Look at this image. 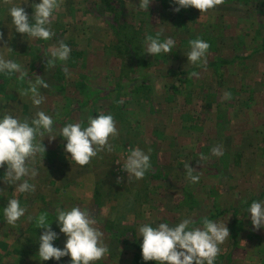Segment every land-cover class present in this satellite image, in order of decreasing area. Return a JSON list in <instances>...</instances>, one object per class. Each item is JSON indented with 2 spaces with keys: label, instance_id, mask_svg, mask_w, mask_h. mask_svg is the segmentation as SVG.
I'll return each mask as SVG.
<instances>
[{
  "label": "rangeland",
  "instance_id": "374dc122",
  "mask_svg": "<svg viewBox=\"0 0 264 264\" xmlns=\"http://www.w3.org/2000/svg\"><path fill=\"white\" fill-rule=\"evenodd\" d=\"M139 2L63 0L51 24L55 35L44 41L15 32L11 5L0 0V47L12 49L0 54L28 72L23 81L19 73H0V116L7 111L30 120L43 110L59 135L67 123L86 127L89 116L104 113L114 117L119 133L109 139L112 152L83 167L70 161L62 136L37 137L46 152L37 155L39 174L29 180L35 192L13 197L15 186L4 183L6 166L0 168V264H71L70 256L39 259L44 229L35 217L47 214L59 237L54 246L63 249L55 209L73 206L95 218L109 249L94 264H134L142 224L171 226L186 218L190 228L202 227L204 218L227 225L230 235L214 264H264V227L254 230L247 211L253 201L264 202V0H224L203 14L193 7L177 13L172 0H152L148 10ZM35 3L40 0H13L30 23ZM157 32L161 41L175 40L171 53H146L145 37ZM197 37L211 46L206 69L188 64L189 41ZM61 40L82 55L70 52L67 61L47 68L44 53ZM194 71L199 76H191ZM37 76L49 85L39 88L45 97L39 108L31 94L19 95ZM214 146L223 154L212 155ZM137 147L150 155L152 167L129 182L123 163ZM201 153L208 159L199 162ZM186 164L200 175L198 183L186 179ZM79 171L96 182L67 180ZM11 198L26 209L15 226L3 214Z\"/></svg>",
  "mask_w": 264,
  "mask_h": 264
},
{
  "label": "clouds",
  "instance_id": "9594fccd",
  "mask_svg": "<svg viewBox=\"0 0 264 264\" xmlns=\"http://www.w3.org/2000/svg\"><path fill=\"white\" fill-rule=\"evenodd\" d=\"M9 8V14L15 32L24 34L29 38H36L44 41L51 40L55 32L51 28L56 12L63 0H40V3L32 5L34 13L30 23L29 15L21 5L13 4V0H3ZM152 0H140L139 8L148 10ZM178 5L173 10L179 12L182 8L193 7L202 14L216 8L224 3V0H172ZM162 31V30H161ZM161 32H157L155 38L152 35L145 37L146 53L157 56L161 53H171L175 46V40L168 37L161 41ZM4 39V33L0 32V41ZM190 51L186 56L188 64L198 65L207 68V53L211 47L208 42L197 37L189 41ZM8 52L12 49L4 47ZM70 47L59 41L58 44L50 46L44 56L47 58L46 67L56 66L57 61H67L70 55ZM68 74V69H64ZM0 73H19L18 79L23 81L28 77V72L14 60L5 59L0 54ZM191 76H199L198 72H192ZM29 87L21 90V97H28L32 105L36 108L44 102L39 88H48L49 85L37 76L33 82L28 80ZM224 99H230L231 93L225 92ZM53 118L43 110H38L29 120L20 119L5 112L0 116V168H5L3 181L6 185L15 186L13 197L16 193L35 192L36 186L29 182L34 180L38 173L35 167L37 155L43 156L46 148L43 141H38L37 137H47L55 140L57 136H62L66 141L65 152L70 153V161L83 167L90 164L100 152H112L113 145L109 143L110 137L118 136L116 121L111 114L101 113L96 117L89 116L87 126L82 127L81 123H67L59 129V135H53ZM44 140V139H43ZM151 150L149 149V152ZM212 155H222L221 147L214 146L211 149ZM208 158L202 153L199 162ZM150 155L146 154L139 147L129 149V154L123 163V170L128 173V181L141 180L147 171L151 169ZM186 179L191 183H198L200 175L189 164L185 165ZM118 183L121 180L117 181ZM3 191V190H0ZM251 217L254 230L264 227V202L253 201L247 209ZM26 209L21 207L17 198L8 199L4 207V217L7 224L15 226L21 217L25 216ZM57 226L60 232L66 236L64 248L54 246L58 233L53 231L46 213L35 217L36 227L44 229L39 235L38 256L41 261H48L53 258L59 261L62 257H71V264H94L104 258L109 249L103 240V233L95 226L97 221L87 210H82L79 206L70 209L57 207L55 209ZM28 220H33L28 216ZM193 223L191 219H183L175 225L159 223L156 227L150 224H142L138 231L143 238L140 245L142 258L144 261H156L158 264H214L220 254V245L229 237L230 232L226 224L217 223L208 218L203 219L202 227L190 228Z\"/></svg>",
  "mask_w": 264,
  "mask_h": 264
},
{
  "label": "trees",
  "instance_id": "16d2710c",
  "mask_svg": "<svg viewBox=\"0 0 264 264\" xmlns=\"http://www.w3.org/2000/svg\"><path fill=\"white\" fill-rule=\"evenodd\" d=\"M112 9V8H111ZM114 27V26H113ZM115 28V27H114ZM66 44H69L68 46H70V42L67 41ZM73 47V46H72ZM129 49V48H128ZM71 54H73V58L75 57H79L82 55L81 51L80 50H75V48H73L71 50ZM1 87H4L5 84H2L0 85ZM155 261H144L143 258H142V252H139L136 254V257L134 259V264H147V263H150V264H153Z\"/></svg>",
  "mask_w": 264,
  "mask_h": 264
},
{
  "label": "crops",
  "instance_id": "0c3cea01",
  "mask_svg": "<svg viewBox=\"0 0 264 264\" xmlns=\"http://www.w3.org/2000/svg\"><path fill=\"white\" fill-rule=\"evenodd\" d=\"M76 165V164H75ZM76 166H78V165H76ZM75 167V166H74ZM90 178L91 179V176H89V175H86V174H84L82 171H79V174L77 175V176H75V177H72V176H69V177H67L66 179L67 180H69V181H71V182H81V181H86V179L87 178ZM94 179V180H93ZM93 179H91V181L93 180V181H95V178L93 177ZM96 182V181H95Z\"/></svg>",
  "mask_w": 264,
  "mask_h": 264
}]
</instances>
